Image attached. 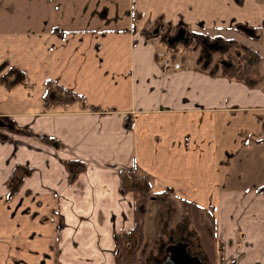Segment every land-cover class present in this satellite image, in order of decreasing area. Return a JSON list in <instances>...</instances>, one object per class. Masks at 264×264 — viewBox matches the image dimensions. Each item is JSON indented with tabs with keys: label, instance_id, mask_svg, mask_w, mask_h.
<instances>
[{
	"label": "crops",
	"instance_id": "crops-1",
	"mask_svg": "<svg viewBox=\"0 0 264 264\" xmlns=\"http://www.w3.org/2000/svg\"><path fill=\"white\" fill-rule=\"evenodd\" d=\"M177 27L260 56L264 0H0V118L32 132L0 127V264H134L128 169L211 212L217 264H264V82L163 56L154 30ZM47 80L80 97L45 104Z\"/></svg>",
	"mask_w": 264,
	"mask_h": 264
},
{
	"label": "trees",
	"instance_id": "trees-1",
	"mask_svg": "<svg viewBox=\"0 0 264 264\" xmlns=\"http://www.w3.org/2000/svg\"><path fill=\"white\" fill-rule=\"evenodd\" d=\"M238 29H245L243 25H236ZM241 29V30H242ZM227 51L230 53V62L228 66H221V72L223 75L233 78L237 81H241L249 87L256 86L260 82H264V73H259L256 70V65L259 59L258 54L249 46L243 45L237 40H226ZM190 42L185 43L184 46L190 48ZM174 48V47H173ZM234 50V52H232ZM45 91L43 94L44 103L51 102H66L73 98L80 97V95L75 92L66 89L55 82L51 83L50 80L46 82ZM5 119V118H4ZM9 124L12 125V132L23 133L31 135L32 132L28 127H16L11 121L5 119ZM130 121L128 118L124 121V126L129 127ZM0 137H5L0 135ZM42 141H48L46 136H39ZM67 172L68 179L71 180L77 172L84 168V163L77 160H66L64 161ZM28 173V169L20 165H17L12 170V176H23ZM122 174V171H121ZM127 175V180L121 182L120 191H131L133 193L134 205H133V225L129 231L115 233V241L117 246L115 248V261L116 262H131L134 264H149L145 259L144 247L145 243L143 241V220L144 216L148 211L146 202L152 204L156 207V213L153 218L157 219L158 213L165 212L166 205H172V198L166 190L152 192L150 190V179L149 177L141 172H137L134 169L125 170ZM180 211L186 215L192 222L197 232L199 242L203 251L207 254L210 259L215 258L216 252L220 256L221 242L217 240L214 235V218L211 212L199 204L189 201L186 199L180 200ZM156 221V226L158 225ZM157 227L153 232V236L157 232ZM131 234H137V245L141 244L143 241L141 249L136 245L131 250L127 252V245L123 243L125 239L130 237ZM216 243V244H215ZM138 248V250H137ZM140 255L138 261L134 260L135 254ZM217 257V256H216Z\"/></svg>",
	"mask_w": 264,
	"mask_h": 264
},
{
	"label": "rangeland",
	"instance_id": "rangeland-1",
	"mask_svg": "<svg viewBox=\"0 0 264 264\" xmlns=\"http://www.w3.org/2000/svg\"><path fill=\"white\" fill-rule=\"evenodd\" d=\"M175 31V28L170 30H165L164 28H156V37L158 38V45L160 52L165 57H170V53H173L175 60L181 61V55L186 53L187 55H192L194 58L202 56L204 50L198 39L194 38L191 34L186 36L190 38V48L193 52L184 49V43L182 41H177L174 45L173 50H170V45L164 39L166 34L171 35ZM164 35V36H163ZM189 41V39H188ZM187 41V43H188ZM221 42L226 40H220ZM226 44V43H225ZM186 51V52H185ZM190 52V53H189ZM234 52V50H232ZM209 56L204 58V62L207 61V67L213 68L217 58H223L227 62H230L229 55L231 52H224L215 49L209 50ZM263 54V55H262ZM259 56V55H258ZM260 58L264 60V53L260 52ZM209 59V61H208ZM200 62V60H199ZM198 62V63H199ZM205 65V64H204ZM215 71H221V66L213 68ZM264 70V68H262ZM249 172H247L248 174ZM234 176V174H233ZM235 180H228L227 183H231ZM238 184H247L250 183V179L245 177L237 182ZM181 200V199H180ZM180 200L177 198H172V205H166L165 212L158 213L157 219L153 218L156 213V207L152 204H149V201L146 202L148 211L144 216L143 220V241L145 243L144 255L145 259L149 264H162L165 254L163 252V247L171 242H174L178 239L185 240L189 243L188 251L192 254L198 255L201 261H205L206 264H217L216 256L213 259H210L207 254L203 251L197 232L191 220L180 211ZM201 206V205H200ZM205 208V207H203ZM206 209V208H205ZM156 221L158 225L156 226ZM157 229L156 234L153 236L154 230ZM137 234H131L130 237L124 240V243L128 246L127 252L131 250L134 246L137 245ZM143 241L141 244L137 245L140 249L142 247ZM216 244V243H215ZM138 250V248H137ZM216 254V253H215ZM140 255L137 253L134 255V260L138 261Z\"/></svg>",
	"mask_w": 264,
	"mask_h": 264
},
{
	"label": "water",
	"instance_id": "water-1",
	"mask_svg": "<svg viewBox=\"0 0 264 264\" xmlns=\"http://www.w3.org/2000/svg\"><path fill=\"white\" fill-rule=\"evenodd\" d=\"M156 31V28L155 30ZM168 45H172L175 41H182L186 43L188 37L185 36V29L183 27H177L173 34L165 37ZM201 42H205V39H202ZM203 43V44H204ZM208 47L220 48L222 45H219L216 40L206 43ZM6 126L12 129V125L6 123L3 119L0 118V127ZM189 243L185 240L178 239L172 243H168L163 247L165 253V258L162 261V264H206V262L201 261L196 254H192L188 251Z\"/></svg>",
	"mask_w": 264,
	"mask_h": 264
},
{
	"label": "flooded vegetation",
	"instance_id": "flooded-vegetation-1",
	"mask_svg": "<svg viewBox=\"0 0 264 264\" xmlns=\"http://www.w3.org/2000/svg\"><path fill=\"white\" fill-rule=\"evenodd\" d=\"M242 29V28H241ZM241 29H239V30H241ZM241 31H243V32H250V30H245V29H242ZM166 36H168V34H166ZM202 39H205V42L206 43H210V42H212V41H214V40H216V39H208V38H205V37H199L198 38V41L200 42V44H201V46H202V49L204 50V52H203V54H202V56H200L199 57V60L202 62V63H204V64H207V61H205L204 62V58L205 57H208L209 56V50H211V49H215V50H219V51H224V52H227V44H225L226 42L225 41H223V42H221V41H219V40H216L217 42H218V44L219 45H222V47H220V48H215V47H208L207 46V44L206 43H204V42H201L202 41ZM204 43V44H203ZM229 58H230V56H229ZM208 61H209V59H208ZM228 66L229 65V62H227L226 60H224L223 58H217L216 59V61H215V65L214 66ZM172 243V242H171ZM164 252V251H163ZM165 254V253H164Z\"/></svg>",
	"mask_w": 264,
	"mask_h": 264
},
{
	"label": "built area",
	"instance_id": "built-area-1",
	"mask_svg": "<svg viewBox=\"0 0 264 264\" xmlns=\"http://www.w3.org/2000/svg\"><path fill=\"white\" fill-rule=\"evenodd\" d=\"M163 65H164V66H168V62H167V61H164V62H163ZM178 65H179V64H178L177 62H173V63H172V66H173V67H178Z\"/></svg>",
	"mask_w": 264,
	"mask_h": 264
}]
</instances>
